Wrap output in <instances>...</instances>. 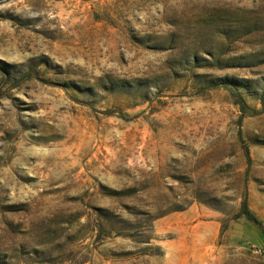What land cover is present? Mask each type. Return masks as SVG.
Masks as SVG:
<instances>
[{
    "label": "rangeland",
    "instance_id": "rangeland-1",
    "mask_svg": "<svg viewBox=\"0 0 264 264\" xmlns=\"http://www.w3.org/2000/svg\"><path fill=\"white\" fill-rule=\"evenodd\" d=\"M264 0H0V264H264Z\"/></svg>",
    "mask_w": 264,
    "mask_h": 264
},
{
    "label": "trees",
    "instance_id": "trees-1",
    "mask_svg": "<svg viewBox=\"0 0 264 264\" xmlns=\"http://www.w3.org/2000/svg\"><path fill=\"white\" fill-rule=\"evenodd\" d=\"M242 215H244L247 220H249L250 222L258 225L259 227H261L263 229V233H264V223L262 221H260L250 210L249 208V204H248V200L245 198V200L243 201V205H242Z\"/></svg>",
    "mask_w": 264,
    "mask_h": 264
}]
</instances>
